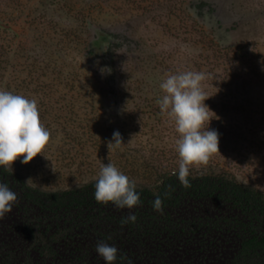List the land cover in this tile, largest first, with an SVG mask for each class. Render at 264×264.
<instances>
[{"label": "rangeland", "instance_id": "obj_1", "mask_svg": "<svg viewBox=\"0 0 264 264\" xmlns=\"http://www.w3.org/2000/svg\"><path fill=\"white\" fill-rule=\"evenodd\" d=\"M183 71L205 74L219 133L220 152L190 171L264 190V0H0V90L35 99L51 134L13 170L59 189L111 162L156 184L179 162L160 84ZM117 130L123 144L109 154Z\"/></svg>", "mask_w": 264, "mask_h": 264}, {"label": "trees", "instance_id": "obj_2", "mask_svg": "<svg viewBox=\"0 0 264 264\" xmlns=\"http://www.w3.org/2000/svg\"><path fill=\"white\" fill-rule=\"evenodd\" d=\"M174 171L137 185L141 202L129 210L98 203L96 179L28 187L23 175L0 166V183L17 193L0 219V264H107L99 241L119 250L114 264H264V190L201 170L190 171L185 188ZM157 195L162 213L152 207ZM130 211L136 221L122 225Z\"/></svg>", "mask_w": 264, "mask_h": 264}, {"label": "clouds", "instance_id": "obj_3", "mask_svg": "<svg viewBox=\"0 0 264 264\" xmlns=\"http://www.w3.org/2000/svg\"><path fill=\"white\" fill-rule=\"evenodd\" d=\"M205 78L203 72L196 71L169 74L160 84L164 95L157 100L161 112L175 122L179 134L176 140L178 171H174L172 175H176L185 188L191 187L188 180L190 167L206 165L210 157L219 151V133L208 127L213 118L210 113L214 112L205 104L209 97L202 86ZM50 135L49 130L41 123L35 99L0 90V166L13 172L12 164L19 157H23L22 163H29L43 153ZM122 144V135L117 130L108 141L109 154L114 146ZM31 180L29 178L25 182L28 187H34ZM136 187L135 181L109 162L100 167L94 196L98 203L112 202L118 208L131 210L141 202ZM16 201L17 193L7 184L0 183V219L12 212ZM152 207L155 211L163 212V201L159 195L152 201ZM136 219V215L130 211L127 217L122 218L121 224L134 223ZM96 251L107 264H114L119 252L117 247L104 241L97 242Z\"/></svg>", "mask_w": 264, "mask_h": 264}]
</instances>
